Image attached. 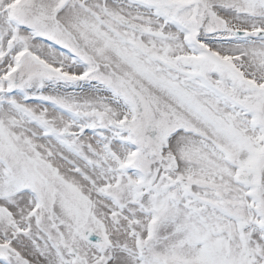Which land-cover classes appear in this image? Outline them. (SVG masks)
I'll use <instances>...</instances> for the list:
<instances>
[{
	"label": "snow or ice",
	"instance_id": "1",
	"mask_svg": "<svg viewBox=\"0 0 264 264\" xmlns=\"http://www.w3.org/2000/svg\"><path fill=\"white\" fill-rule=\"evenodd\" d=\"M0 264H264V0H0Z\"/></svg>",
	"mask_w": 264,
	"mask_h": 264
}]
</instances>
